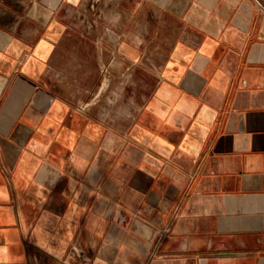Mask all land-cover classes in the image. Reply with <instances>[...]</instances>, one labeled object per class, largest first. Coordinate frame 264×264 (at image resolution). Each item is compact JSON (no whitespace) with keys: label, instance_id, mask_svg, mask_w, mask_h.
Segmentation results:
<instances>
[{"label":"crops","instance_id":"crops-1","mask_svg":"<svg viewBox=\"0 0 264 264\" xmlns=\"http://www.w3.org/2000/svg\"><path fill=\"white\" fill-rule=\"evenodd\" d=\"M0 264H264V0H0Z\"/></svg>","mask_w":264,"mask_h":264}]
</instances>
